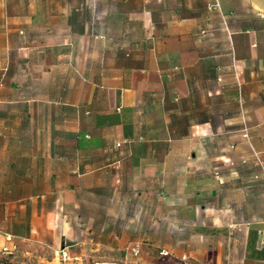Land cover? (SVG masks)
I'll return each mask as SVG.
<instances>
[{
	"label": "crops",
	"instance_id": "crops-1",
	"mask_svg": "<svg viewBox=\"0 0 264 264\" xmlns=\"http://www.w3.org/2000/svg\"><path fill=\"white\" fill-rule=\"evenodd\" d=\"M4 244L264 264V0H0Z\"/></svg>",
	"mask_w": 264,
	"mask_h": 264
},
{
	"label": "rangeland",
	"instance_id": "rangeland-1",
	"mask_svg": "<svg viewBox=\"0 0 264 264\" xmlns=\"http://www.w3.org/2000/svg\"><path fill=\"white\" fill-rule=\"evenodd\" d=\"M51 251V249H50ZM39 254L45 256L46 259H51L52 254L50 252H46L45 250L38 249L32 252L31 254H21L19 251H16L13 254H1L0 260H3L4 262L8 264H44L42 262L41 258L38 257ZM158 255V254H157ZM136 258V257H134ZM142 264V261L140 259H136L135 261L131 262L130 260H126L123 258V260L118 261L117 264ZM49 264H59L57 262L55 263H49ZM60 264H77L75 261H61ZM87 264H93L92 262H89ZM144 264H182V261H178L170 256L166 257H160L159 255L153 259H151L149 262Z\"/></svg>",
	"mask_w": 264,
	"mask_h": 264
},
{
	"label": "built area",
	"instance_id": "built-area-1",
	"mask_svg": "<svg viewBox=\"0 0 264 264\" xmlns=\"http://www.w3.org/2000/svg\"><path fill=\"white\" fill-rule=\"evenodd\" d=\"M242 135L243 137L248 141L249 136H248V127L246 125L243 126L242 128ZM120 143H117L119 145ZM254 156H256V153H253ZM257 158V156H256ZM5 241L10 242L11 241V236L6 235L5 236ZM2 252L5 254H10L13 251V247L9 246L8 244H4L2 246ZM139 249L137 247L131 248V253L133 256L137 257L138 256ZM158 255L160 257H166V256H171V252L166 250V249H160L158 251ZM54 257L59 261H68L70 260V255L68 254V251L65 248H59L56 250ZM180 261H182V264H188L187 263V257L186 256H181ZM93 264H117L115 261H94Z\"/></svg>",
	"mask_w": 264,
	"mask_h": 264
},
{
	"label": "trees",
	"instance_id": "trees-1",
	"mask_svg": "<svg viewBox=\"0 0 264 264\" xmlns=\"http://www.w3.org/2000/svg\"><path fill=\"white\" fill-rule=\"evenodd\" d=\"M0 264H8V263L4 262L3 260H0Z\"/></svg>",
	"mask_w": 264,
	"mask_h": 264
}]
</instances>
